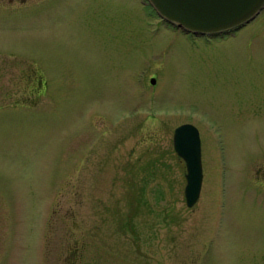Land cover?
I'll use <instances>...</instances> for the list:
<instances>
[{
  "label": "rangeland",
  "instance_id": "1",
  "mask_svg": "<svg viewBox=\"0 0 264 264\" xmlns=\"http://www.w3.org/2000/svg\"><path fill=\"white\" fill-rule=\"evenodd\" d=\"M206 36L144 0H0V264H264V9Z\"/></svg>",
  "mask_w": 264,
  "mask_h": 264
},
{
  "label": "water",
  "instance_id": "2",
  "mask_svg": "<svg viewBox=\"0 0 264 264\" xmlns=\"http://www.w3.org/2000/svg\"><path fill=\"white\" fill-rule=\"evenodd\" d=\"M159 16L194 35H216L240 28L264 9V0H148ZM154 85L156 79L152 78ZM174 149L187 168L185 198L189 208L201 197L204 182L199 129L185 123L175 129Z\"/></svg>",
  "mask_w": 264,
  "mask_h": 264
},
{
  "label": "flooded vegetation",
  "instance_id": "3",
  "mask_svg": "<svg viewBox=\"0 0 264 264\" xmlns=\"http://www.w3.org/2000/svg\"><path fill=\"white\" fill-rule=\"evenodd\" d=\"M144 2L146 4H148L152 10L154 11V14H155V20H159L163 25H164V28H166V30H172V31H175V30H181L173 25H171L170 23H168L166 20L162 19L159 14L157 13L156 10H154V8L151 6V4L148 2V0H144ZM244 27V26H242ZM242 27L240 28H237V29H234V30H231L229 32H225V33H222V34H218V35H212V36H206L208 39H214V38H217V39H220V38H226V37H230L232 35H235L236 32L240 31V29H242ZM183 31V30H182ZM193 208V207H192Z\"/></svg>",
  "mask_w": 264,
  "mask_h": 264
}]
</instances>
